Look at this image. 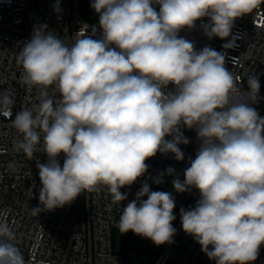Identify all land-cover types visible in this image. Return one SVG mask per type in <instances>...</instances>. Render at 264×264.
Returning <instances> with one entry per match:
<instances>
[{"label": "clouds", "instance_id": "obj_1", "mask_svg": "<svg viewBox=\"0 0 264 264\" xmlns=\"http://www.w3.org/2000/svg\"><path fill=\"white\" fill-rule=\"evenodd\" d=\"M259 3L92 0L98 39L92 38L95 25L92 36L83 27L72 42L47 25L35 27L16 59L23 83L38 89L39 102L12 121L22 136L13 145L16 152L32 158L42 142L47 155L46 163L37 161L42 187L32 215L105 188L113 204L128 200L121 189L145 176L146 161L157 153L183 161L179 145L190 140L181 129H195L200 141L195 159L189 157L183 180L178 175L172 180L177 193L195 189L200 196L194 208L180 209L182 229L215 264L256 261L264 245V117L251 106L259 79L249 77L247 93L241 92L224 53L208 46L198 51L179 34L208 18L204 34L223 40L235 20ZM54 10H60L59 0ZM234 46L235 39L222 45ZM169 84L173 90H167ZM12 104L7 92L0 93V115L9 116ZM174 174L168 167L153 182L162 184L165 175ZM175 206L172 193L152 191L145 179L122 207L118 230L156 246L174 243ZM16 239L0 220V264H27Z\"/></svg>", "mask_w": 264, "mask_h": 264}, {"label": "built area", "instance_id": "obj_2", "mask_svg": "<svg viewBox=\"0 0 264 264\" xmlns=\"http://www.w3.org/2000/svg\"><path fill=\"white\" fill-rule=\"evenodd\" d=\"M79 3L80 0H59L57 12L54 10L57 0H0V93L7 92L13 100L10 115H0V220L6 221L16 234L17 247L27 264H215L181 225L180 209L194 208L199 192L193 189L177 193L172 185L176 175L183 180V172L190 166L189 157L195 159L200 146L195 129H181L190 140L188 145H179L185 154L183 161H177L171 153H157L146 161L149 168L145 176L121 189L122 193H128V200L113 204L105 188L85 192L63 208L32 215L31 208L39 206L42 187L36 165L37 161L46 163L47 155L42 151V142L32 158L13 147L22 139L12 124L16 114L39 102L38 89L23 83L22 68L16 58L33 29L40 25H47L48 30L66 42H72L83 27H87L86 35L92 36V27L80 18ZM207 22L208 18H203L194 29H185L179 35L194 42L198 51L208 46L224 53L225 67L237 78L241 92L247 93L249 77H258L257 100L249 102L264 117V0L251 13L236 19L230 36L223 40L209 39L204 34L202 24ZM100 35L97 29L92 38L98 39ZM233 39L234 47H222ZM173 89L174 85L169 84L167 90ZM48 91L53 99L59 98L53 89ZM58 159L63 166V155ZM168 167L174 168L175 174L165 175L164 183L155 184L157 174ZM145 179L152 191L170 192L175 197L174 243L161 245L156 252L115 244L113 237V232L119 231L117 221L122 207L135 198ZM126 234L131 239H146L132 231ZM251 264H264V245Z\"/></svg>", "mask_w": 264, "mask_h": 264}, {"label": "rangeland", "instance_id": "obj_3", "mask_svg": "<svg viewBox=\"0 0 264 264\" xmlns=\"http://www.w3.org/2000/svg\"><path fill=\"white\" fill-rule=\"evenodd\" d=\"M92 0H80L79 3V15L80 18L86 23L89 27L95 25L99 29V16L91 7ZM157 11L159 7L156 6ZM128 245L132 248L143 249L147 251L156 252L159 250L160 246H156L149 239H131L129 240Z\"/></svg>", "mask_w": 264, "mask_h": 264}, {"label": "trees", "instance_id": "obj_4", "mask_svg": "<svg viewBox=\"0 0 264 264\" xmlns=\"http://www.w3.org/2000/svg\"><path fill=\"white\" fill-rule=\"evenodd\" d=\"M113 237H114L115 244L118 243L119 245H124L127 248L130 247L128 243H129V240H131V238L128 234H121L119 231H114Z\"/></svg>", "mask_w": 264, "mask_h": 264}, {"label": "crops", "instance_id": "obj_5", "mask_svg": "<svg viewBox=\"0 0 264 264\" xmlns=\"http://www.w3.org/2000/svg\"><path fill=\"white\" fill-rule=\"evenodd\" d=\"M79 10V9H78Z\"/></svg>", "mask_w": 264, "mask_h": 264}]
</instances>
